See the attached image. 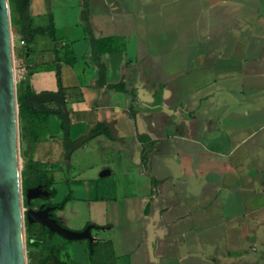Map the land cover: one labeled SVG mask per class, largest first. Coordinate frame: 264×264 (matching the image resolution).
<instances>
[{
    "label": "crops",
    "instance_id": "1",
    "mask_svg": "<svg viewBox=\"0 0 264 264\" xmlns=\"http://www.w3.org/2000/svg\"><path fill=\"white\" fill-rule=\"evenodd\" d=\"M43 1L30 0L35 28L49 23L36 24ZM51 4L57 43L48 35L18 43L16 67L27 68L34 94L64 92L71 141L98 127L65 159L60 118L43 126L42 170L54 198L59 185L71 196L55 212L62 225L103 227L91 234L113 245L107 264H264V0H88L94 38L119 39L102 56L104 86L83 0ZM51 68L52 82L42 84ZM121 82L132 94L108 87ZM47 126L55 132L42 140ZM55 238L45 248L91 264L88 241Z\"/></svg>",
    "mask_w": 264,
    "mask_h": 264
},
{
    "label": "water",
    "instance_id": "2",
    "mask_svg": "<svg viewBox=\"0 0 264 264\" xmlns=\"http://www.w3.org/2000/svg\"><path fill=\"white\" fill-rule=\"evenodd\" d=\"M12 24L9 0H0V264H27L25 242V214L23 185L20 171L19 104L14 74ZM56 102L63 117L65 159L87 141L95 137L91 128L87 135L73 142L70 140V117L63 91L41 92L28 96L26 108L48 112L42 103ZM49 191L40 185L26 192L28 201L49 197ZM52 207L27 212L28 223H40L68 241L87 239L94 241L91 226L82 231L70 230L51 217ZM42 216V217H40Z\"/></svg>",
    "mask_w": 264,
    "mask_h": 264
},
{
    "label": "trees",
    "instance_id": "3",
    "mask_svg": "<svg viewBox=\"0 0 264 264\" xmlns=\"http://www.w3.org/2000/svg\"><path fill=\"white\" fill-rule=\"evenodd\" d=\"M9 6L11 10V22L13 29L15 33L19 34L21 39L25 41L26 46L32 44L37 35H48L55 43H57L58 37L56 34L55 19L52 12L49 13V23L47 26L35 28L32 25V18L30 16V0H9ZM82 19L85 23V30L91 41L92 62L98 67L97 85L104 86L106 84V67L102 61V56L105 53L117 51L119 49V39L115 37H101L98 39L94 38L90 24L88 0H83ZM29 50L32 51V48L29 47ZM56 79L58 92H60L63 89V83L61 69L58 64H56ZM25 87V91L20 93L18 96L19 118L25 126V130L30 142L35 145L39 142L40 135L43 131V126L48 122L50 115L55 114L60 118L61 127L63 130L65 128V123L58 106L49 108L47 106L48 103H42V107L47 109L48 112H40L35 109L26 108L24 106V101L28 96L33 95L34 92H32L29 84H27ZM108 87L112 90L132 94V90L128 89L123 82L118 84H108ZM102 128H104L105 134L109 135L107 128L99 125V130ZM142 162L145 171L148 173V151L145 148L143 149L142 153ZM28 172V176L23 180V188L25 192H27L29 188H34L40 185L43 189L49 191L50 193L49 197L44 198V200H49L56 195V189L53 187V177L49 176L46 171L39 169L37 163L32 162L28 167ZM152 181L154 185V178ZM70 199L71 196L68 195L59 203H46V206L52 207L51 217L55 219L60 225H62V223L56 216L55 212L57 210L63 209ZM88 226H91L95 229L103 228L98 225L88 224L86 227ZM25 227L28 239L33 241L30 245L43 248L42 252L35 256L37 261L31 264H68L61 258L60 248H45V243L49 240H53L57 235L56 233L52 232L48 227L40 223L30 224L28 221H26ZM88 247L91 264H107L115 258L113 245L109 242L88 241Z\"/></svg>",
    "mask_w": 264,
    "mask_h": 264
},
{
    "label": "rangeland",
    "instance_id": "4",
    "mask_svg": "<svg viewBox=\"0 0 264 264\" xmlns=\"http://www.w3.org/2000/svg\"><path fill=\"white\" fill-rule=\"evenodd\" d=\"M35 8H33V11L36 12H40V16L37 17L36 19V24L38 25H43L48 23L49 20V13L52 12V4H51V0H44L43 1V6L42 9L44 8V10L41 9V11L38 10V8L36 6H34ZM10 15H11V10H10ZM12 24V22H11ZM12 35H13V59H14V69H15V78H16V88H17V99L18 96L20 95L21 90L23 89V87H25L29 82H30V73H27V75L23 76H19V73L16 71V63H15V57L18 51V43L19 40L21 38V36L19 34H16L13 26H12ZM41 38V36H40ZM47 42L50 44L52 41L50 39V37H45ZM20 45V44H19ZM42 47V46H41ZM54 68H51V70L48 71V73H46V75L39 77V81L42 82V84L44 83L45 85H47L49 82H52V77L54 78ZM19 104V101H18ZM47 106H55V104H50L48 103ZM24 124L20 121L19 118V145H20V171H21V179H22V185H23V180L25 179V177L28 176V171L26 169V162L28 160H33V161H37L39 164V167L42 169L44 165H46V162L43 160L42 155H43V150L39 149L40 145L39 143L36 145H33L31 143V146H29V138L28 136L26 137L25 135V129H24ZM54 130L51 129L49 130V126L46 127V130L44 132V138L42 140H47V138H49V134L48 133H53L54 134ZM83 146V145H82ZM81 147H79L77 150H79ZM53 148L50 147L49 151H52ZM76 151V150H75ZM56 151L52 152L55 153ZM52 156H56L58 157V162L61 163H67L64 160V157L61 155H59V153L56 154H52ZM60 156V157H59ZM57 188L58 189V195L56 196V198H51L49 200H40V199H32L30 201L27 200L26 198V192L23 188V207L25 209L24 214H25V223L27 221L26 216H27V212L30 209H39L41 208V206H43L44 204L48 203V202H53L54 201H60L65 194H67L68 188L66 186H61ZM65 198V197H64ZM64 198L62 200H64ZM44 199V198H41ZM61 200V201H62ZM95 231V230H93ZM56 237V238H55ZM55 239H60L64 241V238L59 236L58 234L55 236ZM66 240V239H65ZM86 241H88L87 239H84ZM85 241V242H86ZM25 242H26V256H27V264H31L37 261V258L35 257L36 255L40 254L42 252V247H36V246H32L30 245L33 241H31L30 239H28V236L26 234V227H25ZM70 242V241H69ZM73 243L76 241H72ZM70 242V244L72 243ZM88 251H89V247H88ZM32 254V255H31ZM67 254L66 250L63 249L61 252V256L62 259L64 261L67 262L65 255Z\"/></svg>",
    "mask_w": 264,
    "mask_h": 264
},
{
    "label": "built area",
    "instance_id": "5",
    "mask_svg": "<svg viewBox=\"0 0 264 264\" xmlns=\"http://www.w3.org/2000/svg\"><path fill=\"white\" fill-rule=\"evenodd\" d=\"M19 44L20 45H22V46H25L26 45V43H25V41L24 40H22L21 38H20V40H19ZM16 71L19 73V76L21 77V76H23L24 77V75L27 73V68L26 67H16ZM23 74V75H22ZM16 79V78H15Z\"/></svg>",
    "mask_w": 264,
    "mask_h": 264
},
{
    "label": "flooded vegetation",
    "instance_id": "6",
    "mask_svg": "<svg viewBox=\"0 0 264 264\" xmlns=\"http://www.w3.org/2000/svg\"><path fill=\"white\" fill-rule=\"evenodd\" d=\"M46 103V102H45ZM36 199H40V200H44V199H41V198H36ZM48 206H46V204H44L43 206H41V208L39 209H35V210H40V209H45L47 208ZM51 212V211H50Z\"/></svg>",
    "mask_w": 264,
    "mask_h": 264
},
{
    "label": "bare ground",
    "instance_id": "7",
    "mask_svg": "<svg viewBox=\"0 0 264 264\" xmlns=\"http://www.w3.org/2000/svg\"><path fill=\"white\" fill-rule=\"evenodd\" d=\"M12 46H13V35H12ZM13 62H14V59H13ZM14 74H15V69H14ZM42 217V216H40Z\"/></svg>",
    "mask_w": 264,
    "mask_h": 264
}]
</instances>
